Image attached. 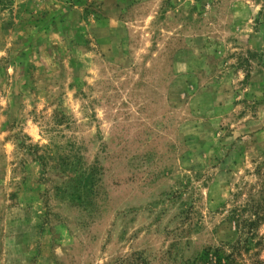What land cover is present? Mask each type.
Returning <instances> with one entry per match:
<instances>
[{
	"label": "rangeland",
	"instance_id": "obj_1",
	"mask_svg": "<svg viewBox=\"0 0 264 264\" xmlns=\"http://www.w3.org/2000/svg\"><path fill=\"white\" fill-rule=\"evenodd\" d=\"M132 253L264 264V0H0V264Z\"/></svg>",
	"mask_w": 264,
	"mask_h": 264
},
{
	"label": "trees",
	"instance_id": "obj_2",
	"mask_svg": "<svg viewBox=\"0 0 264 264\" xmlns=\"http://www.w3.org/2000/svg\"><path fill=\"white\" fill-rule=\"evenodd\" d=\"M233 253H229L225 256L226 259H229L232 256ZM203 256V260L204 258H208V251H204V253L202 254ZM199 258V257H198ZM197 258V259H198ZM196 260V259H195ZM195 260L193 261L195 264H197L195 262ZM218 262H221V258L218 259ZM123 264H150L149 261L142 256L140 253H132L130 255H128L127 257H125L123 259Z\"/></svg>",
	"mask_w": 264,
	"mask_h": 264
}]
</instances>
